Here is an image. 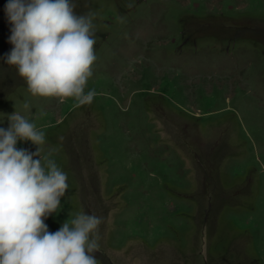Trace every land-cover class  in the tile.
Returning <instances> with one entry per match:
<instances>
[{
	"label": "rangeland",
	"instance_id": "obj_1",
	"mask_svg": "<svg viewBox=\"0 0 264 264\" xmlns=\"http://www.w3.org/2000/svg\"><path fill=\"white\" fill-rule=\"evenodd\" d=\"M0 264H264V0H0Z\"/></svg>",
	"mask_w": 264,
	"mask_h": 264
}]
</instances>
